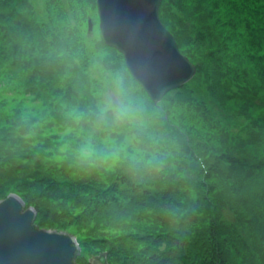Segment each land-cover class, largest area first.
<instances>
[{"label":"rangeland","instance_id":"1","mask_svg":"<svg viewBox=\"0 0 264 264\" xmlns=\"http://www.w3.org/2000/svg\"><path fill=\"white\" fill-rule=\"evenodd\" d=\"M12 2L57 59L62 94L29 91L0 61V200L18 194L41 229L73 235L77 264L105 252L108 264H264V223L254 220L264 215L255 197L264 174L248 170L264 153V0H215L219 10L213 0H166L161 20L175 39L185 33L176 41L197 68L186 103L175 89L153 103L124 55L101 46L96 0ZM71 83L80 107L67 101ZM227 157L237 163L217 166ZM136 182L168 191L176 207L159 215L130 205L122 191Z\"/></svg>","mask_w":264,"mask_h":264},{"label":"water","instance_id":"2","mask_svg":"<svg viewBox=\"0 0 264 264\" xmlns=\"http://www.w3.org/2000/svg\"><path fill=\"white\" fill-rule=\"evenodd\" d=\"M163 1L96 0L103 40L124 55L130 74L154 103L197 72L161 20ZM37 217L18 194L0 200V264H77L81 250L76 238L41 229ZM89 261L108 264L106 252Z\"/></svg>","mask_w":264,"mask_h":264},{"label":"trees","instance_id":"3","mask_svg":"<svg viewBox=\"0 0 264 264\" xmlns=\"http://www.w3.org/2000/svg\"><path fill=\"white\" fill-rule=\"evenodd\" d=\"M13 0H0V61H8L11 67L17 68L18 71H20L21 74H19L24 80L25 83L28 84V90L31 92H36V94H50L52 93L53 96H57V94H62V86L60 84V81L58 79V72L55 70H52L51 65V59L55 57H50L45 54H42V52L45 51V45H43L41 42L39 43L36 37L32 34L35 33V27L34 22L32 18L28 15H23L21 11L19 12L18 9L14 6ZM214 1V4H217L218 10L219 5L218 3ZM22 5L26 7L28 4V0H21ZM165 4L166 0L163 1L160 9V14L162 16L163 12L165 11ZM216 6V5H215ZM200 5L198 6V8ZM29 9V15L32 14V5L28 6ZM198 11V9H195ZM198 16L202 20L203 24H208V17L205 12L198 11ZM213 18H218L217 15H212ZM31 20L33 24L31 23ZM31 24V25H30ZM225 25H229L231 30V35L237 38L239 37V34L237 32V26L234 23V21L231 19V21H227L224 23ZM209 26V25H206ZM200 30L197 28L198 35L200 39L202 40H212L210 37H204ZM27 32L30 35L33 36V38H29V40L25 41L21 37V33ZM211 32V29H210ZM189 31L186 32L188 34ZM176 36V39L178 38L179 41L182 42L183 39V32L182 30L176 31L174 33ZM179 35L182 38L179 39ZM199 39V40H200ZM38 43H36V42ZM178 41V42H179ZM197 40H192V42H196ZM105 49L110 51L114 54H120L117 50L114 48H111L108 46L105 41L103 40V37L100 41ZM219 43H222V41H218ZM230 42V41H229ZM224 43V42H223ZM180 45V43H179ZM223 46V45H222ZM216 52V51H215ZM213 54V52H212ZM110 55V54H109ZM223 59V57H221ZM220 57H218L219 61H222ZM217 59V58H216ZM57 59H53V61H56ZM126 67V66H124ZM122 67V68H124ZM128 70V69H127ZM248 78V75H246V80ZM176 93L178 94V101L179 100H187L182 103L189 102V100H192V95L190 94V91L187 89V84L182 86L181 88L175 89ZM144 91V90H143ZM77 87H75L74 83H71L67 86V92L66 95L68 96V100L70 104L72 105H78L79 107L82 106V102H80L78 93H77ZM168 94V93H167ZM166 94V95H167ZM164 99V98H163ZM154 103V102H153ZM181 103V104H182ZM185 147L190 149V146L188 144H185ZM263 157L258 158L256 160V156H254L253 161L251 165L248 167L249 172H253L255 175L256 172H261L264 174V153L262 154ZM216 163L219 166L223 161H229L230 167L234 166L236 164V160L232 159L230 157L224 158V160L217 159ZM204 167V165H203ZM205 167L206 164H205ZM129 186V188H128ZM124 188L122 191V195L127 196L123 198H127L129 200L130 205L137 204L140 206V208L147 210L150 209L151 213L158 212L159 215H162L161 213L164 211H170L174 209L173 207H176V202L173 200V198L169 195L168 191H160L158 194H154V187L152 185L143 183V182H136L135 184H130ZM132 187V188H131ZM111 191V189H106L105 192ZM257 195L255 197H260V200L263 199L264 196V190L262 188H259V191L256 192ZM160 196V197H157ZM160 198V201H159ZM156 201L159 202L160 209L154 208L155 205H153ZM253 211L254 209L251 208ZM142 212V211H141ZM144 213H146L144 211ZM254 213V212H253ZM195 217V216H192ZM255 223L257 225H261L264 223V215L263 214H255ZM224 226V225H222ZM262 227V226H261ZM207 239L208 236H205ZM166 257V255H165ZM177 258H182L181 255H177ZM80 256L78 257V259ZM175 258V257H174ZM227 258V257H225ZM184 259V257H183ZM153 264V263H152Z\"/></svg>","mask_w":264,"mask_h":264}]
</instances>
